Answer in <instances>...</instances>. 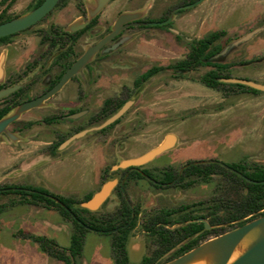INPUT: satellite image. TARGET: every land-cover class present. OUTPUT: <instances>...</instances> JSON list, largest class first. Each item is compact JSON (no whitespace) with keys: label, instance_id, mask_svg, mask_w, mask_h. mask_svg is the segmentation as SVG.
Segmentation results:
<instances>
[{"label":"flooded vegetation","instance_id":"flooded-vegetation-1","mask_svg":"<svg viewBox=\"0 0 264 264\" xmlns=\"http://www.w3.org/2000/svg\"><path fill=\"white\" fill-rule=\"evenodd\" d=\"M44 1L29 0L23 5V0H0V24L29 14ZM195 1L171 5L167 0H110L105 7L96 11L95 0H59L39 21L0 38V92L7 91L0 97V121L14 115L20 108H25L0 133V152H3L0 154L1 158L9 163L35 161L38 156L48 161L66 155L72 157L84 154L93 144L108 145L110 155L116 158V162L101 171L95 189L99 191L107 180L119 178L112 195L98 210L106 215L105 222L110 219L108 215H112L116 231L96 229L95 232L107 234L125 229L129 239L127 250L131 264H143L145 258L176 259L203 242L221 235L217 164L234 169L224 162L212 159L214 157L207 160H189L178 166L156 164L162 154L171 152L169 150L143 165L115 169L123 160L142 156L159 146L170 135L173 136V133L167 132L166 140L144 153L142 151L137 156L128 154L125 157L121 144L116 143L115 138H107L109 131L115 130L136 107L140 91L152 78L163 71H171L182 78L203 67L196 65L203 62L200 43L202 38H189L186 41L188 52L182 58L167 64L153 65L134 78L131 75L130 82L121 84L117 90L104 89L110 84V77L112 78L107 74V69L122 67L123 62L128 59L127 56L133 55L128 46L138 40L141 30H168L176 34L180 41L183 35L178 30L184 29L178 25L176 19L188 9L179 8ZM71 6L75 13L71 17L57 14ZM155 11L163 12L154 15ZM124 14H134V17L121 20ZM171 15L173 19L168 24L151 25L166 21ZM76 23L77 26L70 29ZM221 40L210 45L211 49L222 48L209 59L212 65L205 66L210 69L204 74L216 65L224 68L222 71L231 74V77L241 78L233 75L232 70L250 64L251 61L238 62L232 59L236 51L220 54L231 43H221ZM95 48L92 58L83 63L57 92L48 96L66 73L88 51ZM192 54L195 55L194 60L189 57ZM188 60L195 63V66L190 64L188 68ZM149 72L153 74L143 79ZM221 92L230 95L238 91ZM130 100H134L130 109L114 123L76 139L65 149H60V145L68 138L102 124ZM93 134L98 135L91 137ZM249 164L254 168L256 164L264 163ZM20 166H16L7 175L9 180L17 178L0 183V190L5 186L13 189L32 186L20 180ZM238 174L244 176L240 172ZM35 187L60 195L41 186ZM88 195L93 197L94 194L92 192ZM4 196L8 195L0 194V198L4 199ZM145 196L148 197L146 200ZM112 198L117 201L114 208L105 210ZM17 199L19 196H16ZM9 203L2 202L0 205ZM129 215L130 220L127 219ZM246 220L247 218H241L240 222L244 221L245 224ZM238 223L234 226H230L228 222L223 223V226H227L224 233L228 232V228L232 230L244 225ZM113 260L115 264L114 253ZM73 264H78L77 260H73Z\"/></svg>","mask_w":264,"mask_h":264},{"label":"rangeland","instance_id":"rangeland-1","mask_svg":"<svg viewBox=\"0 0 264 264\" xmlns=\"http://www.w3.org/2000/svg\"><path fill=\"white\" fill-rule=\"evenodd\" d=\"M28 1L23 0V5ZM167 1L172 5L189 0ZM162 12L155 11L154 15ZM57 14L69 18L75 13L71 6ZM176 22L184 29L178 30L183 35L180 41L176 34L168 30H141L138 40L128 46L133 55L127 56L122 67L107 69V74L112 78L110 77L111 82L104 89L117 90L121 84L130 82L131 75L134 78L153 65L167 64L182 58L188 52L186 41L189 38H203L216 30L228 32L221 43H232L252 30H262L248 42L236 47L233 50L236 53L231 58L238 62L251 61L250 64L234 68L233 75L264 82V0H206L179 14ZM209 69L210 67L203 66L182 78L171 71L159 73L145 84L139 93L136 107L115 130L109 131L107 138H115V142L121 144L125 157L155 147L167 132L173 133L182 127L183 145L177 150L162 154L156 164L178 166L189 160H207L210 157L224 163H237L244 159L251 163H264V154L243 158L241 153V146L254 141L258 134L255 130L257 121L250 105L239 104L221 117L213 114L220 105H224L225 94L200 81V77ZM96 135L98 134L91 137ZM90 156L92 151L88 153L87 150L86 154L76 156L75 163L72 160L64 161L58 168L60 183L65 185L70 178L80 181ZM22 163H9L0 156V183L16 179L17 177L9 180L7 175ZM92 180L87 175L82 184H90ZM38 185L42 184L38 181ZM72 197L77 198L78 193ZM147 198L145 196V200ZM2 202L9 203V200L7 197L0 198V203ZM115 202L116 199L112 198L105 210H112ZM10 227L3 225L0 228V264H38V250L41 248L25 235L31 233L20 232L13 236L11 231H15L17 225L12 230ZM227 231H230L229 228ZM25 236L27 238H23ZM111 238L109 234L89 231L82 263L95 264L98 259H106L110 252Z\"/></svg>","mask_w":264,"mask_h":264},{"label":"trees","instance_id":"trees-1","mask_svg":"<svg viewBox=\"0 0 264 264\" xmlns=\"http://www.w3.org/2000/svg\"><path fill=\"white\" fill-rule=\"evenodd\" d=\"M227 33L226 30H216L200 40L202 44L201 54L203 62L196 65H212L209 63V59L222 47L211 49L210 45L221 40ZM189 57L192 60L195 59L194 54ZM190 58L188 59L190 60ZM189 60L186 66L189 68L191 64L194 67L195 63H190ZM223 69L222 67L214 65V68L204 74L200 81L205 86L218 91L262 92L261 90L244 84L222 82L220 80L221 78L231 77V74L222 71ZM152 74L153 72L146 73L143 79L149 78ZM226 164L234 170L229 169L227 166L217 164L220 191L219 234L226 231L227 226H223L225 222H228L230 226H234L238 222V224H244V221L240 222L241 218H247L246 221L248 222L264 215V164H256V167L252 168L246 159L237 163ZM238 172L244 176L238 174ZM0 194L19 196V199L9 204L0 205V216L3 210L9 206L19 203H29L56 209L66 221L71 222L72 235L69 247H62L56 240L46 236H36L22 232L37 242L45 253L65 264H73V260L83 257L86 235L91 231L89 227L99 231H108L116 227L111 214L108 215L110 217L109 221L105 222V214L100 211H91L87 208L80 207V203L89 200L92 197L91 195L84 198L64 197L35 186H27L26 189H13L5 186L4 189L0 190ZM124 202L127 203L125 200ZM128 212L130 213L129 208ZM127 217L130 220V215ZM107 234L112 236L115 264H131L127 250L129 239L126 230L121 229L115 233ZM172 260L174 259L155 260L145 258L143 264H165Z\"/></svg>","mask_w":264,"mask_h":264},{"label":"crops","instance_id":"crops-1","mask_svg":"<svg viewBox=\"0 0 264 264\" xmlns=\"http://www.w3.org/2000/svg\"><path fill=\"white\" fill-rule=\"evenodd\" d=\"M224 102V105H220L216 113H213L214 115L216 114L218 117L224 116L228 111L235 109L239 104L250 105L253 108V117H255V121H257V124L255 123L257 125L255 130H257L258 134L257 137L254 138V141L241 146V153L243 158L264 154V91L260 93L236 92L234 94L225 95ZM181 128H179L180 130L173 131V146L169 151L177 150L183 145L184 131L182 130L183 128ZM166 134L162 141L167 139ZM92 147L94 148V150H91L92 156L89 157L90 161L87 162L88 166L86 167V170L84 168L82 175L83 179L81 178L80 181L70 178L65 185L61 184L59 181V166L67 160H72V162L75 163L77 160L75 155L72 157L69 155H66L65 157L61 156L55 160L48 161L42 157L37 158L35 161H25L20 166V171L18 173L19 178L25 184L32 186H40L38 185L39 181L40 184H42L41 187L66 197L75 196L76 193H78L79 198H84L87 194L92 192L95 194L97 192L95 188L98 185L101 171L106 166L114 164L116 158L110 155L108 145L100 146L93 144L91 145V148ZM91 148H89L88 153L91 152ZM142 153H136L134 156ZM38 168L40 169L39 171ZM87 175L90 176V178H93L94 182H90V184L85 186L82 184V180L85 182L84 179ZM4 197H7L9 202L16 200V196L14 195ZM3 225L11 226V230L17 225L16 230L11 231L13 236H17L20 232H29L36 236H46L54 239L62 247H69L71 244L72 224L71 222L66 221L58 210L53 208L29 203H19L9 206L0 216L1 229L3 228ZM23 238L27 237L25 236ZM109 247L110 252L109 255H107V258L104 260L98 259L95 264H114L112 240L109 241ZM82 261V258L77 259L78 264H83ZM38 264L65 263L50 256L41 249L38 250Z\"/></svg>","mask_w":264,"mask_h":264},{"label":"water","instance_id":"water-1","mask_svg":"<svg viewBox=\"0 0 264 264\" xmlns=\"http://www.w3.org/2000/svg\"><path fill=\"white\" fill-rule=\"evenodd\" d=\"M58 1L59 0H45L43 4H41L38 8H36L32 12H30L29 14H27L23 17H20V18H16V19L11 20L9 22L0 24V38L8 36V35L13 34V33H16L18 31H21L22 29H25L28 26L39 21L40 19H42L48 12H50L55 7V5L58 3ZM95 1L97 4V8H96L97 10L96 11H98V10L102 9L103 7H105V5H107V3L110 0H95ZM205 1L206 0H196L195 2L190 3L188 5H185L179 9H189L192 7H196V6L204 3ZM93 13H94L93 8H91V14L93 15ZM133 17H134V14L133 15L132 14H124L121 17V20L130 19ZM172 19H173V15H171V17L168 18L166 21L154 22V23H151V25H165V24H168ZM76 26H77V23L75 25H73L70 29H73ZM72 31H74V30H72ZM260 31H262V30L261 29L252 30L249 33L245 34L244 36L234 40L220 54H225L228 51H230V52L233 51L236 47H238V46L248 42L252 38H254ZM95 51H96V48L88 51L85 54V56L80 61H78V63L69 72L66 73V75L64 76V78L62 79L60 84L54 90H52L48 96L57 92L64 85V83H66L70 79V77L74 73H76V71L80 68V66L83 63H85L86 61H88L92 58ZM220 80L222 82H226V83L244 84V85L253 87L255 89L264 91V83L257 82L254 80H250V79H246V78H237V77L221 78ZM6 93H7V91L0 92V97L5 95ZM133 102H134V100H130V101L126 102L117 112H115L113 115H111L102 124L90 127L88 129L82 130V131L74 134L73 136L68 138L66 141H64L60 145V149L62 150V149L67 148L76 139H79V138H81V137H83V136H85V135H87L93 131L101 130V129L111 125L116 120H118L123 115H125V113L132 106ZM24 109L25 108L22 107L14 115L7 117V118L3 119L2 121H0V133L12 121L17 119ZM173 138L174 137L172 135H170L166 141H164L162 144H160L159 146L155 147L154 149L150 150L149 152H147L146 154H144L142 156L123 160L119 165L115 166V169H119V168L124 169V168L132 167V166L136 167V166H140V165H143V164L149 162L150 160L154 159L156 156L170 150L173 146V143H172ZM118 182H119L118 177H114L112 179L107 180L103 184L101 189L99 191H97L91 199L81 202L80 207L87 208L91 211L100 210L102 205L112 195V192H113L114 188L116 187V185L118 184ZM68 210H70V209L68 208ZM256 228L264 229V215L257 217L255 219H252L242 226H239V227L232 229L226 233H223V234H221L215 238L210 239V240L214 241L212 244V249L214 251H216V257L219 261V264H228L238 242L242 238H244L248 233H250L251 231H253ZM89 229L94 230V231L96 230V229H93L90 227H89ZM114 231H116V229L109 230V232H114ZM210 240L203 242L201 245H199L195 249H193V250L189 251L188 253H186V254H184V255H182V256H180V257H178V258H176V259H174L168 263H165V264H169V263L183 264V263L187 262L197 252H199L201 249H203L204 245L207 242H209ZM234 264H264V235L262 234L258 238V240L255 242V244L241 258H239Z\"/></svg>","mask_w":264,"mask_h":264},{"label":"bare ground","instance_id":"bare-ground-1","mask_svg":"<svg viewBox=\"0 0 264 264\" xmlns=\"http://www.w3.org/2000/svg\"><path fill=\"white\" fill-rule=\"evenodd\" d=\"M262 234L264 235V229L256 228L242 238L236 245L228 264H234L239 258H241L255 244ZM213 242V240L207 242L203 249L183 264H219L216 257V251L212 249Z\"/></svg>","mask_w":264,"mask_h":264}]
</instances>
